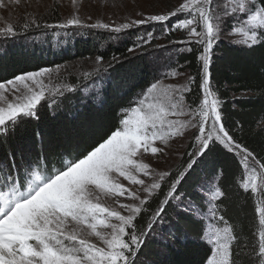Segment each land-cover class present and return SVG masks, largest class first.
<instances>
[{
  "label": "snow or ice",
  "instance_id": "obj_1",
  "mask_svg": "<svg viewBox=\"0 0 264 264\" xmlns=\"http://www.w3.org/2000/svg\"><path fill=\"white\" fill-rule=\"evenodd\" d=\"M19 4L20 0H9ZM76 0H72L75 6ZM0 7H5L0 0ZM139 18L119 24L97 20L83 21L78 11L48 29H106L121 33L146 24L164 25L165 36L180 32L184 39L175 41L195 51L198 65V100L191 104L186 96L196 84V75H188L184 83H152L136 106L130 108L119 125L102 137L90 150L73 156L51 170L32 169L24 182L8 174L0 178V264H135L147 232L172 199H177V186L187 172L203 156L210 145L218 143L239 158L243 169L240 187L254 200L255 226L252 232L251 264H264V161L247 146L239 143L223 122L222 101L213 90L210 66L213 52L225 21L232 20L229 35L233 43L252 49L264 45V0H179L170 11L137 13ZM183 17V18H181ZM89 20L91 17L88 18ZM171 19L176 22L168 27ZM18 25L0 27V36L14 38ZM41 24L35 14L25 16L22 30ZM153 34L129 48L132 53L151 43ZM117 61V57L112 58ZM95 68L84 72L92 77L111 67L102 55L94 60ZM183 75L171 69L166 78ZM61 66L22 71L0 82V134H6L29 119H38L41 102L53 95L71 91V84L61 80ZM51 107V104L49 105ZM258 127L264 130V122ZM193 133V151L188 152L186 166L171 171H156L145 157H157L175 138ZM145 178H148L146 180ZM171 179L168 191L148 218L144 230H138L137 218L148 211L147 204L162 185ZM150 181V182H149ZM143 193V195H142ZM205 218L211 223L205 238L211 253L205 264H237L245 243L235 250L238 237L235 226L220 214L218 201L225 193L213 184L208 193ZM222 225V226H218Z\"/></svg>",
  "mask_w": 264,
  "mask_h": 264
},
{
  "label": "trees",
  "instance_id": "obj_2",
  "mask_svg": "<svg viewBox=\"0 0 264 264\" xmlns=\"http://www.w3.org/2000/svg\"><path fill=\"white\" fill-rule=\"evenodd\" d=\"M56 18L51 16L47 22L39 23H52L48 21L57 20ZM44 29L46 28L42 26L38 29L31 27L26 30V34L40 35L49 48V38L60 32ZM146 30L155 33V37L159 35L156 28L149 27ZM162 36L167 42L184 39L183 35H176V32L167 36L162 33ZM155 43L156 41L151 42ZM133 44V41L131 44H121L99 35L77 36L73 49H65L68 56L63 59L54 58V52L48 48L45 51L39 47L31 49L12 44L0 48V82L11 79L22 71H35L41 67L79 59H95L97 55L103 56L105 65L111 63V67L91 77L90 82L71 77V83H79L74 94L66 95L51 107L45 102L39 107L38 119L26 120L12 132L1 136L0 168L4 162L14 159L17 161V157L24 160L26 166L35 165L37 168L42 161L51 170L56 167L58 159H63V162L86 149L90 150V146L102 137L106 138L119 125L124 109L130 106L137 94L150 86L155 76L143 54L134 59L133 63H127L128 49ZM185 47L175 52L171 68L184 71L187 76L196 75V84L192 85V91L187 94L186 100L190 104L193 101L199 103L196 53L187 51L188 47L195 49V45L185 44ZM114 56L118 58L117 61L112 60ZM210 72L213 90L222 101L225 126L239 143L247 146L258 159L264 161V130L258 127L264 122V45L249 49L220 40L214 48ZM89 83L92 86L99 83L103 85V90L99 93L81 94V90ZM190 151H193L192 146L171 171V179H175L178 168L187 165ZM196 161L177 186V199L170 200L161 218L147 232L135 264H205L211 253V246L204 239L203 233L214 223L210 217L205 218L208 210L207 193L213 184L218 185L225 193L217 203L220 214L235 226L238 237L235 250L239 251L240 246L245 243L248 245V251L241 252L237 264H251L252 232L256 223L254 200L250 192H244L239 186L243 179L239 158L222 145L213 143ZM171 179L150 199L148 211L137 218L138 230L146 228L148 218L168 191Z\"/></svg>",
  "mask_w": 264,
  "mask_h": 264
},
{
  "label": "rangeland",
  "instance_id": "obj_3",
  "mask_svg": "<svg viewBox=\"0 0 264 264\" xmlns=\"http://www.w3.org/2000/svg\"><path fill=\"white\" fill-rule=\"evenodd\" d=\"M178 2L179 0H76L74 6L72 4V0H20L19 4L10 3L9 0H4L5 7H0V27L6 26L7 23L18 25V35L14 38H6L0 36V48H4L6 45L12 44L14 46H25L31 49L33 47H39L46 51V49L48 48V44L42 40L40 35H27L26 31L21 30L22 25L25 22L26 14L28 16L35 14V16L38 18V22H47L46 20L50 19L51 16L57 17V20L48 21L52 22L49 24H54L57 22H61L65 18L71 16L74 11H78L80 18L86 23H95L97 20H100L104 23L119 24L125 22L126 20L139 18L137 16V13L139 12L154 14L170 11L177 6ZM89 17H91L90 20L88 19ZM175 22V19H171L168 22L167 26L171 27V25ZM233 23L234 22L232 20L225 21L224 31L221 34L220 40L233 42V40L237 39V37L229 35ZM40 24L43 27L44 23ZM149 27L156 28L159 32L160 37L159 35L155 37L156 34L154 33L151 42L156 41L155 44L150 43L148 45H144L142 48L137 49L132 53L128 52L127 63H133L134 59L139 57L140 54H143L145 60L147 61V64L150 65L151 70L155 73L154 79L151 84L156 82L157 80H160L165 84L184 83L187 77V73L184 71L177 70L180 73H183V75L181 76L175 78H166V74L171 69H173L171 68V65L174 63L175 52L178 49H183L186 47L185 44L175 43V41H165L162 36L164 25H140L124 30L121 33H114L106 29L87 28H46L44 30H52L54 32L58 30V32H60L54 34L49 38L48 41L51 43V45L48 49L54 52V58L63 59L67 58L68 56V54L66 53L67 51L65 52V49H73L75 38H77V36H106L111 41H118L121 44H131V41H133L135 42V44H133L130 48H134L137 43H140L143 39H147V34L151 32L146 30ZM176 35L184 36V34L180 32H176ZM61 50L64 51L61 52ZM94 60V58L79 59L59 64V66H61L62 79L54 80L53 84H71L73 86L72 90L65 91L63 95H53L51 100L45 99L41 102V105L46 102L54 106L58 103L59 99H62L68 94H74L75 89L78 86L77 84L79 83H71L70 78L73 76L78 79L86 80V82L89 80L91 81V77H85L83 73L91 72L95 68ZM50 62L53 63L54 61L50 60ZM56 66L57 65H52L47 68H55ZM146 89L142 91L141 94H137V96L132 99V103L130 104V106L126 108L125 112H123V117L130 108L136 106V104L142 98L143 93L146 91ZM102 90L103 85L96 83L93 88L90 87L88 90L82 91L83 93L81 92V94L88 95L92 92L99 93ZM13 130L14 129L10 128L8 132H12ZM196 131V129H190L183 138H175L170 142L169 146L165 148V152L163 154H160L157 157L146 156V162H149L156 171H172L175 166L181 161L186 150H188V148L192 146L194 142L193 133ZM1 136H4V134H0V137ZM16 159L17 161H15L14 159L12 161L10 160L8 163L4 162L2 167L0 168V173H8L9 171L13 172L15 169H20L21 167L25 166L24 160L21 161L17 157ZM62 160L63 159L61 158L57 160V162L55 163L56 167H59L61 165ZM39 163L43 165V167H47L48 165L44 164L42 161H40ZM145 179L148 180V178ZM205 232L206 230L203 233V237L207 242V239L205 238Z\"/></svg>",
  "mask_w": 264,
  "mask_h": 264
}]
</instances>
